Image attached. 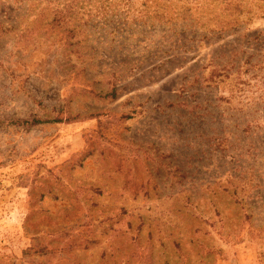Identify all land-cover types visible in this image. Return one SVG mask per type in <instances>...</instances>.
<instances>
[{"label": "rangeland", "instance_id": "rangeland-1", "mask_svg": "<svg viewBox=\"0 0 264 264\" xmlns=\"http://www.w3.org/2000/svg\"><path fill=\"white\" fill-rule=\"evenodd\" d=\"M141 260L264 264V0H0V264Z\"/></svg>", "mask_w": 264, "mask_h": 264}, {"label": "trees", "instance_id": "trees-1", "mask_svg": "<svg viewBox=\"0 0 264 264\" xmlns=\"http://www.w3.org/2000/svg\"><path fill=\"white\" fill-rule=\"evenodd\" d=\"M66 5L68 6V8H69V7H72L73 2L70 3V4H68V2H66V3L64 4V7H65ZM56 12H57V14L59 13V16L56 15L55 18H54V20H53V22H55V23H57V24H60V21H61V20H65V18H64L63 15L61 14L62 9L57 8V11H56ZM166 15H167V14H166L165 10L162 11L161 13L158 12V11H155V12H154V16L166 17ZM170 19H171V18L168 17L167 20H170ZM167 20H166V21H167ZM125 27L127 28L128 26H125ZM68 31H69L70 34H68V35L66 36V41H71V39L74 38V32H73L74 29H68ZM108 94H109V93H108ZM108 94H107V95H108ZM110 94H111L113 97H115V96H116V90L113 89L112 92H110ZM47 121H50V120H42V119H38V118H33V119H21V120L16 121V123L21 124V125H25V126H33V125L40 124V123L47 122ZM13 123H15V122H13ZM126 264H130V263H126ZM140 264H143V260L140 261Z\"/></svg>", "mask_w": 264, "mask_h": 264}]
</instances>
